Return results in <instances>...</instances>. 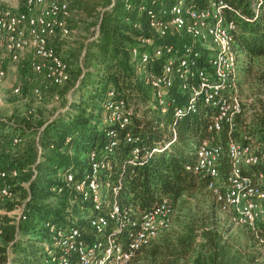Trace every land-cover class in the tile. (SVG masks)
<instances>
[{
	"label": "trees",
	"instance_id": "trees-1",
	"mask_svg": "<svg viewBox=\"0 0 264 264\" xmlns=\"http://www.w3.org/2000/svg\"><path fill=\"white\" fill-rule=\"evenodd\" d=\"M112 1L106 0L109 8L94 23L96 38L91 39L92 34L83 46L82 66L76 67L74 75L70 73V80L63 86L45 83L51 89L66 88L61 98L52 93L53 102L64 101L62 109L45 122L35 111L26 114L22 124L0 121V149L16 147L12 146L15 137L20 144L26 139L25 150L17 152L14 162L0 170L17 171V176H8L6 183L20 198L16 204H24V220L2 217L0 221V264H56L50 262L59 252L51 247L49 226L61 228L65 236L75 231L77 239L85 243L107 234V230L90 225L89 218L99 211H93L89 201L76 197L61 180L65 173L79 177L88 167L91 152L108 163L98 174L107 200L139 213L153 210L164 200L170 205L169 229L140 249L130 264H264L257 247L258 238L264 237V222L255 232L236 229L207 190L208 179L185 171L194 163V151L204 141L226 149L232 140L264 151V99L258 97L249 114L241 109L231 134L225 128L210 133L207 127L214 111L202 103L189 110L188 96L179 93L174 78L166 96V111L161 113L145 74H159L180 46L190 40L187 36H168L146 47L138 38L151 36L146 12L169 9L174 0ZM188 1L198 9L208 2ZM222 1L223 19L235 27L233 50L238 59H247L241 73L245 78L256 61H264V0ZM135 23L140 25L139 30L132 28ZM161 47H170L171 51L163 50L155 57L151 48ZM132 48L147 53L148 62L141 64L134 59ZM195 51L200 57L193 61L194 66L206 67V52L199 46ZM259 83L264 84V75ZM109 91L130 109L123 128L104 121L102 104ZM257 94L264 96V91ZM177 108L183 111L179 117L174 115ZM109 130L116 134L114 138L107 136ZM126 134L137 138V145L145 148L142 159L132 160V145L125 141ZM229 169L224 152L218 167L220 180L226 178ZM241 175L264 191V163L242 168ZM68 198L73 199L71 204ZM116 238L122 244L129 241L127 234Z\"/></svg>",
	"mask_w": 264,
	"mask_h": 264
},
{
	"label": "built area",
	"instance_id": "built-area-1",
	"mask_svg": "<svg viewBox=\"0 0 264 264\" xmlns=\"http://www.w3.org/2000/svg\"><path fill=\"white\" fill-rule=\"evenodd\" d=\"M224 3L222 0H208L206 7L198 9L188 0H174L169 9L148 10L149 38L139 37L140 45L150 47L153 41L168 36H187L188 44L180 46L178 51L163 65L159 74L146 73L145 78L152 89V99L165 113L166 96L173 79L178 81V91L188 96L189 110H194L202 103L214 112L207 131L219 133L226 129L231 134L235 129V119L241 113L242 105L239 94L241 74L238 71V56L233 50L234 24L222 17ZM70 16L66 0H0V81L6 77L8 63H18L29 56V67L33 74L40 75L49 84L63 86L70 80L69 66L49 45L56 37L65 38L70 34L67 21ZM133 29L139 30L135 23ZM96 38L95 35L91 38ZM199 46L206 52L207 66L196 67L193 61L200 57ZM155 57L168 53L169 47L151 48ZM131 56L139 63L146 64L149 55L131 49ZM19 88L13 90L18 94ZM38 100L41 93L33 91ZM113 92H107L102 104L104 121L110 125L123 128L128 122V105L120 99L113 98ZM57 101L56 96L53 97ZM33 109L27 111L31 115ZM183 111L175 110V117ZM109 130L107 136L114 138ZM68 141V140H67ZM125 141L132 145V160L142 159L145 148L137 145L138 139L125 135ZM21 140L12 139V146ZM113 144H110L112 147ZM229 161L230 169L223 180L219 179L218 167L223 156ZM88 167L80 174L65 173L61 180L74 195L89 201L93 211L99 214L89 218L90 225L100 230H107L101 240L95 239L85 243L77 239L72 231L65 236L61 228L49 226L51 247L59 252L51 263L56 264H130L136 253L149 245L160 233L169 229L172 221L170 205L164 200L156 208L145 213L121 207L105 198L102 182L98 174L108 167L94 152L88 156ZM264 163V151L258 147H243L229 140L226 149L221 144L202 142L194 151V163L186 166L185 171L195 176L208 179L207 190L210 191L221 209L228 214L229 223L234 227H243L252 232L257 231L264 222V191L250 178L241 175L244 167ZM16 177L17 171L9 173L0 171V200L12 202V192L6 183L7 177ZM74 196V198H75ZM71 198L68 202L72 203ZM82 212V209H80ZM12 220H24V204L15 206L11 212ZM6 215L0 211V216ZM1 234V231H0ZM128 235L129 241L122 244L119 235ZM258 250L264 260V237L258 238Z\"/></svg>",
	"mask_w": 264,
	"mask_h": 264
},
{
	"label": "rangeland",
	"instance_id": "rangeland-1",
	"mask_svg": "<svg viewBox=\"0 0 264 264\" xmlns=\"http://www.w3.org/2000/svg\"><path fill=\"white\" fill-rule=\"evenodd\" d=\"M69 4L70 16L67 21V26L70 34L65 37H56L51 40V47L55 49L58 56L68 64L70 73L74 75L76 67L83 56V46L90 39L92 34H95V25L98 15L102 11L107 10L106 0H66ZM112 1V0H111ZM113 2V1H112ZM120 0H116L119 3ZM106 6V7H105ZM30 57H23L18 63L7 64L6 77L0 81V121H11L18 125L24 123L27 111L33 109L40 121H48L55 115L56 110H61L64 101L53 102L52 93H56L60 98L64 96L66 88L51 89L46 86L40 75L32 73L29 67ZM247 59L239 56L238 71L243 74L246 67ZM249 76L241 78L239 85V94L242 105V112L251 113L249 110L252 103L261 97L259 91H264V84L259 83L261 76L264 75V61L258 60L251 66ZM18 87L19 93L13 94V90ZM46 87V88H45ZM38 89L41 91V97L38 100L34 97L33 91ZM26 139L16 147L3 146L0 149V170H3L10 162H14V155L25 150ZM12 192V191H11ZM20 198L16 193L12 192V202H2L0 200V211L6 215L0 216L9 217L12 220L14 215L11 213L18 206ZM13 205V210L9 207ZM238 227H236L237 229ZM1 243V241H0Z\"/></svg>",
	"mask_w": 264,
	"mask_h": 264
},
{
	"label": "crops",
	"instance_id": "crops-1",
	"mask_svg": "<svg viewBox=\"0 0 264 264\" xmlns=\"http://www.w3.org/2000/svg\"><path fill=\"white\" fill-rule=\"evenodd\" d=\"M49 45L51 46V40H50V42H49ZM83 54V53H82ZM78 66H82V63H81V60H80V62H79V64H78ZM7 68V67H6ZM42 77V76H41ZM43 79V78H42ZM44 80V79H43ZM44 82L46 83V81L44 80ZM64 110H66V109H64ZM64 110H62V111H64ZM9 218V217H8Z\"/></svg>",
	"mask_w": 264,
	"mask_h": 264
}]
</instances>
